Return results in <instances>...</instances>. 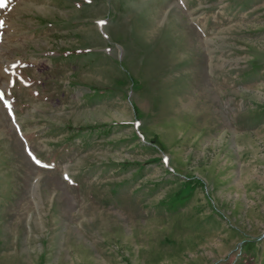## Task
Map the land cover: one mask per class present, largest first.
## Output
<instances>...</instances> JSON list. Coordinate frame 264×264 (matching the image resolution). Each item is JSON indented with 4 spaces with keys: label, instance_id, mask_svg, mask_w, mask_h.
<instances>
[{
    "label": "rangeland",
    "instance_id": "1",
    "mask_svg": "<svg viewBox=\"0 0 264 264\" xmlns=\"http://www.w3.org/2000/svg\"><path fill=\"white\" fill-rule=\"evenodd\" d=\"M0 21V264H264V0Z\"/></svg>",
    "mask_w": 264,
    "mask_h": 264
},
{
    "label": "snow or ice",
    "instance_id": "2",
    "mask_svg": "<svg viewBox=\"0 0 264 264\" xmlns=\"http://www.w3.org/2000/svg\"><path fill=\"white\" fill-rule=\"evenodd\" d=\"M5 2V0H0V6H2V3ZM3 22L0 21V24H2ZM29 155H32L31 153H29ZM32 159L35 161L36 164H41V161L36 159L35 156H32ZM45 167H49L50 165H44Z\"/></svg>",
    "mask_w": 264,
    "mask_h": 264
},
{
    "label": "bare ground",
    "instance_id": "3",
    "mask_svg": "<svg viewBox=\"0 0 264 264\" xmlns=\"http://www.w3.org/2000/svg\"><path fill=\"white\" fill-rule=\"evenodd\" d=\"M5 1H8V0H5ZM94 211V210H93ZM85 212V211H84ZM103 212H105V211H103ZM102 214V213H101ZM104 217V216H103ZM97 218V217H96ZM105 218V217H104ZM103 224V223H102Z\"/></svg>",
    "mask_w": 264,
    "mask_h": 264
}]
</instances>
